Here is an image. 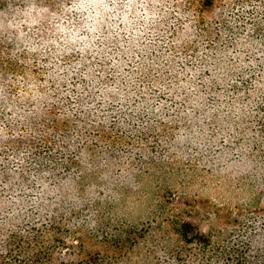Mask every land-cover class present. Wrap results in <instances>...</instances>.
I'll return each mask as SVG.
<instances>
[{
    "label": "clouds",
    "instance_id": "9594fccd",
    "mask_svg": "<svg viewBox=\"0 0 264 264\" xmlns=\"http://www.w3.org/2000/svg\"><path fill=\"white\" fill-rule=\"evenodd\" d=\"M200 7L0 0V60L21 66L0 70V234L63 216L101 241L123 231L119 264H178L150 226L175 194L197 239L264 254V0Z\"/></svg>",
    "mask_w": 264,
    "mask_h": 264
},
{
    "label": "rangeland",
    "instance_id": "374dc122",
    "mask_svg": "<svg viewBox=\"0 0 264 264\" xmlns=\"http://www.w3.org/2000/svg\"><path fill=\"white\" fill-rule=\"evenodd\" d=\"M190 2L194 7L197 6V0H190ZM201 2L202 0H198V4L200 6H202ZM199 10L210 11L211 8L204 10L203 7H200ZM3 47V45H0V49ZM0 70L5 72H15L21 70V66L9 62L7 67H5L3 61L0 60ZM261 123L264 124V121H261ZM167 199H169V197H167L166 191L161 193V200L166 201ZM171 199L174 201L173 209H177V207H184L183 197L177 199L176 195L173 194ZM162 209L163 210L156 215L155 219L150 222V226L154 224L155 230L163 232L168 237H176V235L166 231L167 224H165L166 219L171 217V215H175L176 211L169 210L167 203L162 204ZM220 211L224 213L222 209ZM194 214L195 213L193 212L192 218L186 215L183 217L187 220L193 221L194 224H197L198 215L194 217ZM114 239L123 241V231L109 233L105 237V240L101 241L96 236H89L80 232L79 229L72 225L71 218L65 219L63 216L59 218L53 217L43 226L31 229L26 236L14 235L10 238H5L2 234H0V257L6 256L11 259L17 257H30L34 255V253L38 252L40 245H42L44 247V252H50L49 264L83 262L90 257L95 258L100 256L101 258H105V243L112 246V240ZM76 241H79L78 245L76 244ZM65 249L70 250L68 252V256H74L75 259L67 260L65 258H61ZM127 251L132 252L133 249L129 247L127 248Z\"/></svg>",
    "mask_w": 264,
    "mask_h": 264
},
{
    "label": "trees",
    "instance_id": "16d2710c",
    "mask_svg": "<svg viewBox=\"0 0 264 264\" xmlns=\"http://www.w3.org/2000/svg\"><path fill=\"white\" fill-rule=\"evenodd\" d=\"M201 1V0H200ZM213 0H202L201 4L203 9L211 8ZM225 212L228 211L227 208L222 209ZM176 211L175 215H171V217L166 219V231L171 232L176 237H169L170 240L175 242L176 247L173 249L177 256L178 264H184V253L186 252H201L205 253L208 251H212L213 255L216 256V264H220L221 261L224 264H264V254H260L253 256L251 259L246 258L245 252L240 251L239 249L233 247L230 250L227 247H224L222 243L217 240L211 243H204L201 240L196 238V232L194 228L189 225H196L193 221L185 219L183 216L186 215L188 217H193L192 214L194 211L189 207H177L174 209ZM194 217L198 215V213L194 212ZM135 242L136 238H132ZM121 241V240H120ZM188 241H192L191 247L187 245ZM109 245L105 243L106 254L105 258L98 257H90L83 262H71V263H62V264H119L118 257H123L127 254V248L123 244V241L119 245ZM44 247L40 245L38 252L34 253V255L30 257H17L11 259L10 257L2 256L0 257V264H49L50 262V252H44ZM27 255V254H26Z\"/></svg>",
    "mask_w": 264,
    "mask_h": 264
}]
</instances>
